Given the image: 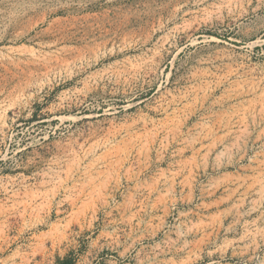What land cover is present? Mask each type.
Masks as SVG:
<instances>
[{
  "label": "rangeland",
  "instance_id": "rangeland-1",
  "mask_svg": "<svg viewBox=\"0 0 264 264\" xmlns=\"http://www.w3.org/2000/svg\"><path fill=\"white\" fill-rule=\"evenodd\" d=\"M264 264V0H0V264Z\"/></svg>",
  "mask_w": 264,
  "mask_h": 264
},
{
  "label": "trees",
  "instance_id": "trees-1",
  "mask_svg": "<svg viewBox=\"0 0 264 264\" xmlns=\"http://www.w3.org/2000/svg\"><path fill=\"white\" fill-rule=\"evenodd\" d=\"M60 264H71L69 260H63Z\"/></svg>",
  "mask_w": 264,
  "mask_h": 264
}]
</instances>
